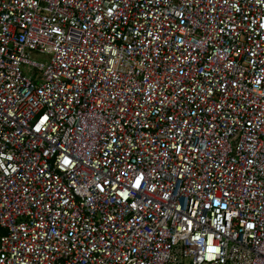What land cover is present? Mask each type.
I'll return each instance as SVG.
<instances>
[{
    "label": "built area",
    "instance_id": "built-area-1",
    "mask_svg": "<svg viewBox=\"0 0 264 264\" xmlns=\"http://www.w3.org/2000/svg\"><path fill=\"white\" fill-rule=\"evenodd\" d=\"M0 264H264V0H0Z\"/></svg>",
    "mask_w": 264,
    "mask_h": 264
},
{
    "label": "rangeland",
    "instance_id": "rangeland-1",
    "mask_svg": "<svg viewBox=\"0 0 264 264\" xmlns=\"http://www.w3.org/2000/svg\"><path fill=\"white\" fill-rule=\"evenodd\" d=\"M27 56L37 62L47 63L50 59V54L47 52H41L38 50L28 49L26 51Z\"/></svg>",
    "mask_w": 264,
    "mask_h": 264
}]
</instances>
